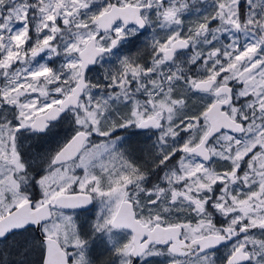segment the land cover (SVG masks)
<instances>
[{"label":"snow or ice","instance_id":"obj_1","mask_svg":"<svg viewBox=\"0 0 264 264\" xmlns=\"http://www.w3.org/2000/svg\"><path fill=\"white\" fill-rule=\"evenodd\" d=\"M220 247L264 264V0H0V264Z\"/></svg>","mask_w":264,"mask_h":264},{"label":"flooded vegetation","instance_id":"obj_2","mask_svg":"<svg viewBox=\"0 0 264 264\" xmlns=\"http://www.w3.org/2000/svg\"><path fill=\"white\" fill-rule=\"evenodd\" d=\"M140 47H143V45H141ZM133 51H135V50H133ZM132 142L134 144L139 145L140 147H147L151 143V141H146L142 137H140V138H135L134 137ZM137 155H142V153H139L138 152ZM218 223H219V221H218ZM225 256H226V249H225V247H220L218 249L217 253H216V264H222V261H223V259H224ZM153 264H159V260L153 261Z\"/></svg>","mask_w":264,"mask_h":264},{"label":"rangeland","instance_id":"obj_3","mask_svg":"<svg viewBox=\"0 0 264 264\" xmlns=\"http://www.w3.org/2000/svg\"><path fill=\"white\" fill-rule=\"evenodd\" d=\"M186 23H187V21H186ZM146 35H148V34H146ZM157 35H158L159 37H163V36H164V32H163V31H160V32L157 33Z\"/></svg>","mask_w":264,"mask_h":264}]
</instances>
